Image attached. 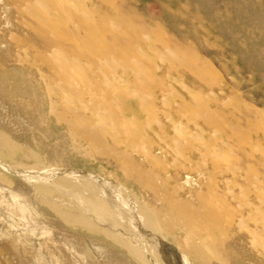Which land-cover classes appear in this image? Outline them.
Returning a JSON list of instances; mask_svg holds the SVG:
<instances>
[{"label":"rangeland","instance_id":"rangeland-1","mask_svg":"<svg viewBox=\"0 0 264 264\" xmlns=\"http://www.w3.org/2000/svg\"><path fill=\"white\" fill-rule=\"evenodd\" d=\"M31 1L0 0V264H139L116 233L98 222L94 230L66 222L40 199L49 195L80 219L71 178H93L121 185L137 202L158 209L127 155L152 169L161 191L187 202L183 209L200 207L195 193H202L205 209L184 213L194 224L180 227L165 219L156 233L186 264H264V0H45L38 14H30ZM102 12L110 17L102 21L109 30L104 40L125 35L134 45L121 46L120 52L144 64L141 85L149 104L141 107L142 139H132L140 149L107 135L104 147L92 148L54 116L68 115L62 107L66 90L58 86L83 84L53 73L49 63L55 60L44 40L58 27L75 28ZM109 19L118 29L109 28ZM174 48L177 55L169 54ZM95 66L88 65V72ZM104 67L97 74L108 84L134 80L121 66L113 72ZM95 96L87 88L79 100L96 104ZM177 103L185 107L178 111ZM123 106L133 112L140 104L130 96ZM8 144L15 148L11 154L4 150ZM142 148L152 152V163L144 161ZM35 163L56 171L51 181L68 180L69 192L38 187L15 167ZM186 242L189 251H183Z\"/></svg>","mask_w":264,"mask_h":264},{"label":"bare ground","instance_id":"bare-ground-1","mask_svg":"<svg viewBox=\"0 0 264 264\" xmlns=\"http://www.w3.org/2000/svg\"><path fill=\"white\" fill-rule=\"evenodd\" d=\"M44 1L45 0H33L27 3V11L30 14H38L37 9L41 10V8H44ZM71 4H73V2ZM48 13L46 12V14ZM88 13L84 12V15L88 17ZM97 13H99V11ZM40 17L41 16H37L35 17V19L37 21H40V23L43 25L45 24L48 27H54V24L50 19V21H46L45 18L44 20H42ZM107 17H109V14L102 12L98 19L96 18L90 20L87 18V20L85 19V23L81 22L82 25H79V23L75 28L64 29V27L60 29L58 27L56 28L57 32H55V35L52 39L44 40V48H46V50L48 51L49 58L55 60L49 63V68L53 71V73L59 74L60 77L65 78L66 80L72 79V82L77 79H82L83 84L82 87L80 85L79 88L72 87L73 84L70 82L64 85L65 87H62L61 85L58 86L66 90L63 91L65 92V100L63 102L65 104L62 105V107L66 111H68V115L66 116L62 113H56L54 116L57 122H61L64 124V126H66V129L68 130L70 135L82 137L83 139L87 140V143L91 145L92 148L104 147V138L107 135L114 143L123 142L122 144L128 145L130 143L136 149H140L143 145L138 148L137 146H135L136 143H134L132 139H138V136L140 134L139 131H141L142 128V123H140V118L142 115L141 107L145 109L146 107L144 108V106H146L149 99L148 98L145 101V97L148 93L144 95L146 92L144 93L143 90L145 89L142 87L143 82H141L144 78L143 72L145 68L142 67V65L144 64H141L143 62L141 61V59L138 60V58L136 59V57L128 58V56H123L124 54L127 55V53L122 52L124 53L122 54L120 52L119 47L126 46L128 43L127 39H124L126 37L125 35H118L119 37L112 35L110 36V41L104 40L103 33L109 32V30L105 27L102 21L106 20ZM107 22L110 26V29L111 26L115 29H118L119 24H113L111 19H109V21ZM38 30L39 32H41V29ZM79 30H83L84 33L79 34ZM41 33H43V31ZM107 36H109V34ZM104 37H106V35ZM39 39L41 40V38ZM103 41L108 42L109 44L104 43ZM129 42H131V40ZM100 43L108 44V46L98 48V46H100ZM128 45L130 44L128 43ZM133 45L130 46L133 48ZM169 51V54L172 53L177 55L178 53L175 48L172 50L169 49ZM85 56L86 58L88 57V60H86V62L82 60ZM93 64H96L95 69L88 72L87 66H93ZM101 64H103V67L105 65V70L112 71L116 67L119 68L121 66V68H123L124 70L132 72V74L134 75V78L133 76L131 77L134 79L133 82L130 80H127L126 82H122V80H120V82H118L117 79H113L114 81H111V83L108 84L109 81L105 80L106 77L104 78L102 76L103 74H97V72H99L98 70L103 68L100 66ZM135 81L138 83V85L135 84ZM120 86H124V90L120 91ZM61 88H58V90ZM87 88H92L95 90V97L97 99V102H95L96 104H92V101L90 99L86 101L79 100L80 92ZM125 89H128V91ZM128 96H132V98L134 96V98L139 101L140 106H135L138 112L134 108L133 112H130L126 109L123 110V105H126L129 98ZM70 105H74V107H70ZM184 107V104H180V106L177 107V110L180 111L179 108L183 109ZM84 109H86V111H89V113L86 114L84 112ZM160 128H163V126H160ZM173 128L172 130H175L177 134L181 133V128L179 126L173 125ZM2 144L4 145V142H2ZM127 148L130 149V147ZM14 149L15 148L12 146V144H8L7 148L5 147L4 150L6 154H11L13 153ZM142 150L144 149L142 148ZM144 151L145 154L143 155L142 153L143 158L145 159L144 161H146L147 163H152L150 160L152 152H147L146 148ZM123 152L124 151H122V153ZM119 153L120 152L118 151V154ZM122 153L119 155L121 156ZM108 154H111V152H109ZM114 155H116V153H114ZM114 155H112V157ZM120 156L117 155V157ZM127 156L126 161L132 164V168L136 169L141 177L140 183L142 184L145 182L146 185L151 188L155 202H158V204H160V207L158 209L150 207L148 208L147 206H144L143 204H141V200L139 201L140 203L137 202L134 198H132V196L127 193V191L120 187L121 185L119 186L118 184L104 183L100 182L99 180L96 181L92 177V179H77L78 177L71 178L73 179L72 182L76 187H73L70 194L73 196L77 205V209L82 215L80 219H77V216L70 214L65 209H61L57 204L53 203L48 197L49 195H41V201L46 202L52 208L57 210L60 217L66 222L73 224L81 223L93 230L95 229L93 225L95 222L102 224L106 229L105 232L116 233L117 240L126 246V249H128L136 258V260L139 261V264H186V262H184V260L181 258L182 254L179 255L175 250L173 251L172 247L163 244L162 240L158 238L159 236L157 237L156 235L158 234V231H162L164 223H166V220L169 219L175 223L177 222L180 227H187L190 222L194 224L193 221L196 220H191L192 218L184 215V213L189 210H192V212H194L195 210L205 209L206 205L201 200L202 193H195L200 207L185 210L182 208V206L185 207V204L187 202L181 199L173 198L171 194L165 192V190L161 191V187L158 185L160 187L159 188L155 184V181H153L154 177L152 174V169L150 167L144 169V167H142L139 162H137L133 158H128ZM40 164L41 163H35L30 167H26V165L24 166L23 164H18V166L15 167L16 169H18V171H21L31 177L34 181V184H36L38 187L45 188L47 185H51L55 186V188H57V190L61 192L68 193V190H70L67 183L68 180L63 178L56 181H51L56 171L51 167H45ZM15 165H17V163ZM150 165L152 166V164ZM94 176L95 175H93V177ZM186 214L191 215V213ZM149 242H151V246L149 244H145ZM184 245L185 247L183 248V251H189V242H186V244Z\"/></svg>","mask_w":264,"mask_h":264}]
</instances>
